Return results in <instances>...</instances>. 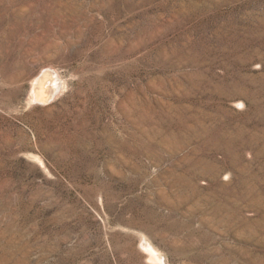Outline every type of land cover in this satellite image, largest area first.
Listing matches in <instances>:
<instances>
[{"label": "rangeland", "instance_id": "374dc122", "mask_svg": "<svg viewBox=\"0 0 264 264\" xmlns=\"http://www.w3.org/2000/svg\"><path fill=\"white\" fill-rule=\"evenodd\" d=\"M0 264H264V0H0Z\"/></svg>", "mask_w": 264, "mask_h": 264}, {"label": "water", "instance_id": "95a60500", "mask_svg": "<svg viewBox=\"0 0 264 264\" xmlns=\"http://www.w3.org/2000/svg\"><path fill=\"white\" fill-rule=\"evenodd\" d=\"M60 88V79L52 68H44L35 77L31 87V102L47 105L53 101Z\"/></svg>", "mask_w": 264, "mask_h": 264}, {"label": "bare ground", "instance_id": "6f19581e", "mask_svg": "<svg viewBox=\"0 0 264 264\" xmlns=\"http://www.w3.org/2000/svg\"><path fill=\"white\" fill-rule=\"evenodd\" d=\"M146 246H147V245H145L144 248H145V250L147 251V253L150 255V257L159 261L160 259H159V257L157 256V254L154 253V250L151 249L149 246H148V247H146Z\"/></svg>", "mask_w": 264, "mask_h": 264}]
</instances>
